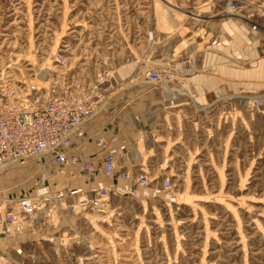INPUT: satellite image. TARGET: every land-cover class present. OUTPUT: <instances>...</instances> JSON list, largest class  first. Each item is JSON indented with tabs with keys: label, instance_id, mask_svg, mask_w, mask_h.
<instances>
[{
	"label": "rangeland",
	"instance_id": "374dc122",
	"mask_svg": "<svg viewBox=\"0 0 264 264\" xmlns=\"http://www.w3.org/2000/svg\"><path fill=\"white\" fill-rule=\"evenodd\" d=\"M236 24L249 71L264 57V0H0L3 77L43 98L109 70L103 101L127 102L137 129L118 168L147 179L113 180L123 188L99 210L51 193L40 219L55 237L23 264H264V84L223 90ZM197 74L214 84L205 100Z\"/></svg>",
	"mask_w": 264,
	"mask_h": 264
},
{
	"label": "built area",
	"instance_id": "2783aa9c",
	"mask_svg": "<svg viewBox=\"0 0 264 264\" xmlns=\"http://www.w3.org/2000/svg\"><path fill=\"white\" fill-rule=\"evenodd\" d=\"M55 60L57 63L61 61ZM110 76V71L105 70L91 89L66 84L54 95L40 98L36 94V82L16 85L0 73V169L33 158L41 164L40 169L49 161L65 168L79 169L92 181L103 177L145 185L147 179L144 175L131 176L127 167L118 168V156L113 151L106 153L102 160L92 162L80 158L74 149L73 140L83 125L98 116L105 106L102 97L109 86L102 88L100 84ZM147 79L155 82L159 76L150 72ZM30 93L35 96L27 95ZM163 185L170 187L168 180H164ZM113 187L98 185L80 193L73 207L78 211L99 210ZM53 200L48 182L32 193L17 195L8 200L13 204L11 207L0 206V228L20 231L26 222H34L39 212Z\"/></svg>",
	"mask_w": 264,
	"mask_h": 264
},
{
	"label": "crops",
	"instance_id": "0c3cea01",
	"mask_svg": "<svg viewBox=\"0 0 264 264\" xmlns=\"http://www.w3.org/2000/svg\"><path fill=\"white\" fill-rule=\"evenodd\" d=\"M226 46L220 49L227 52L229 46ZM242 52L241 26L236 24L233 50L230 51L229 56L234 59V64L226 66L228 81L223 85V90L227 93L241 92L243 84L247 81L258 84L256 87L264 84V57L259 58L258 65L253 69L243 71ZM205 54L206 57L207 55L210 58L215 57V53L211 51ZM217 56L219 60L220 55ZM198 79L201 81V75L193 76V93L197 92L204 100L211 97L214 84L206 83L204 78L201 81L202 84H198ZM196 82L197 86H195ZM109 101H105V106L99 115L85 123L81 132L73 140L75 152L83 160L98 162L109 151L119 156L131 139L130 132L137 130L128 103ZM40 166L41 164L35 159L27 158L0 169V206L11 207L13 204L8 200L19 194L32 193L43 188L46 182H48L51 193L58 199H64L67 194L79 196L80 193L88 192L98 185L108 187L116 185L117 188H123L120 182L115 183L103 177H97L92 181L87 179L79 169L65 168L49 161L43 164L40 176L36 173L40 170ZM43 212L44 210L39 212L38 219L31 224L32 226L27 228L23 225L20 231H15L13 228L8 230L0 228V264H3V261L4 264H23L20 259L22 254L34 248L41 250L46 243L53 242L55 230L50 226H44V222L40 219L44 216Z\"/></svg>",
	"mask_w": 264,
	"mask_h": 264
}]
</instances>
